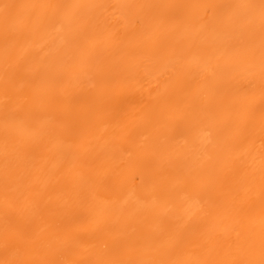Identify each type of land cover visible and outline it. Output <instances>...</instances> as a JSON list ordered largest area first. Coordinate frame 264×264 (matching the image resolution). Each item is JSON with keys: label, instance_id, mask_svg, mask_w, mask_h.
Listing matches in <instances>:
<instances>
[{"label": "bare ground", "instance_id": "6f19581e", "mask_svg": "<svg viewBox=\"0 0 264 264\" xmlns=\"http://www.w3.org/2000/svg\"><path fill=\"white\" fill-rule=\"evenodd\" d=\"M262 4L0 0V264H261Z\"/></svg>", "mask_w": 264, "mask_h": 264}, {"label": "snow or ice", "instance_id": "6c2138e0", "mask_svg": "<svg viewBox=\"0 0 264 264\" xmlns=\"http://www.w3.org/2000/svg\"><path fill=\"white\" fill-rule=\"evenodd\" d=\"M10 7L9 5H5V8ZM262 8H264V4H262ZM96 264H155L154 261L141 260V261H98ZM261 264H264V261H261Z\"/></svg>", "mask_w": 264, "mask_h": 264}]
</instances>
